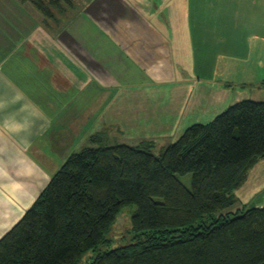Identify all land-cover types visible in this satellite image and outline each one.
Listing matches in <instances>:
<instances>
[{"label": "crops", "instance_id": "0c3cea01", "mask_svg": "<svg viewBox=\"0 0 264 264\" xmlns=\"http://www.w3.org/2000/svg\"><path fill=\"white\" fill-rule=\"evenodd\" d=\"M69 1L0 0V238L70 153L161 151L264 89V0ZM235 195L264 207V159Z\"/></svg>", "mask_w": 264, "mask_h": 264}, {"label": "trees", "instance_id": "16d2710c", "mask_svg": "<svg viewBox=\"0 0 264 264\" xmlns=\"http://www.w3.org/2000/svg\"><path fill=\"white\" fill-rule=\"evenodd\" d=\"M32 1L50 15L62 0ZM152 146L70 153L0 238V264H80L89 251L87 264H264V207L234 208L236 189L264 159V100L241 99L159 153ZM187 173L190 187L178 177ZM132 205V239L102 250Z\"/></svg>", "mask_w": 264, "mask_h": 264}, {"label": "rangeland", "instance_id": "374dc122", "mask_svg": "<svg viewBox=\"0 0 264 264\" xmlns=\"http://www.w3.org/2000/svg\"><path fill=\"white\" fill-rule=\"evenodd\" d=\"M77 0H70L69 5L72 8H76ZM58 9V8H56ZM258 88V87H257ZM247 91L249 92L250 99L254 100H264V89H256L253 87H248ZM160 146L153 145L152 150L154 153H159L158 150ZM179 179L183 182V184L187 187H190L191 184V174L187 173L185 175H179ZM134 206H127L121 210L115 221L112 223L111 228L107 234V237L110 239V244L108 246L101 247L102 250L110 249L116 246H120L129 242L132 235L131 230V214L134 210ZM93 252L89 251L85 253L80 260V264H87L92 260Z\"/></svg>", "mask_w": 264, "mask_h": 264}]
</instances>
